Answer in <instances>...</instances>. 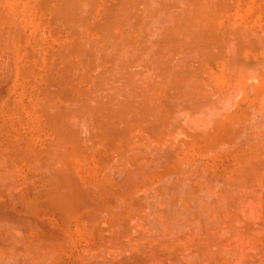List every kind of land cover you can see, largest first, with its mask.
I'll return each mask as SVG.
<instances>
[{
    "label": "rangeland",
    "instance_id": "374dc122",
    "mask_svg": "<svg viewBox=\"0 0 264 264\" xmlns=\"http://www.w3.org/2000/svg\"><path fill=\"white\" fill-rule=\"evenodd\" d=\"M0 264H264V0H0Z\"/></svg>",
    "mask_w": 264,
    "mask_h": 264
},
{
    "label": "bare ground",
    "instance_id": "6f19581e",
    "mask_svg": "<svg viewBox=\"0 0 264 264\" xmlns=\"http://www.w3.org/2000/svg\"><path fill=\"white\" fill-rule=\"evenodd\" d=\"M6 2H7V1H6ZM2 3H3V2H2ZM7 3H9V2H7ZM62 3H63V2H61V5H62ZM73 4H74V3H73ZM71 5H72V4H71ZM2 6H3V5H2ZM73 6H74V5H73ZM75 6H76V5H75ZM56 7H57V6H56ZM63 7H64V5H63ZM65 8H67V7H65ZM73 8H74V7H73ZM73 8H72V9H73ZM74 10H75V8H74ZM74 10H73V11H74ZM7 11H8V10H7ZM14 11H15V10H14ZM55 11H56V9H55ZM76 11H77V10H76ZM62 12H63V11H62ZM65 12H66V9H65L64 13H65ZM55 13H56V12H55ZM70 13H71V14H74V12H70ZM67 14H68V13H67ZM67 14H66V15H67ZM71 14H70V15H71ZM57 15H58V14H57ZM70 15L68 14L69 17L72 16V15H71V16H70ZM64 16H65V15H64ZM59 17L62 18L61 16H59ZM17 19H18V18H17ZM65 19H66V17H65ZM71 19H72V18H71ZM5 20H6V19H5ZM7 20H8V19H7ZM14 20H15V19H13V21H14ZM67 20H69V19L67 18ZM15 21H16V20H15ZM65 22H66V21H65ZM6 23H7V22H6ZM17 23H18V22H17ZM8 24H9V23H8ZM8 26H10V25H8ZM17 26H19V25H17ZM13 27H15V26H13ZM17 28H18V27H17ZM11 29H12V28H11ZM13 29H14V28H13ZM80 111H81V110H80ZM63 172H64V171H63ZM58 173H59V172H58ZM63 175H65V174H63ZM64 177L66 178L67 176L65 175ZM57 178H59V177H57ZM59 179H60V178H59ZM62 182H63V181H62ZM65 182H66V181H65ZM68 182H69V181H68ZM68 182H67V183H68ZM64 185H66V184L64 183ZM65 187H66V186H65ZM56 189H58V188H56ZM61 189H62V188H61ZM67 189H68V188H67ZM63 190H64V189H63ZM53 192H54V191H53ZM71 192H72V191H71ZM56 193H57V192H56ZM58 194H59V193H58ZM58 194H57V195H58ZM66 194H67V193H66ZM66 194H65V195H66ZM57 195H56V196H57ZM59 196H60V194H59ZM67 196H68V194L66 195V197H67Z\"/></svg>",
    "mask_w": 264,
    "mask_h": 264
}]
</instances>
